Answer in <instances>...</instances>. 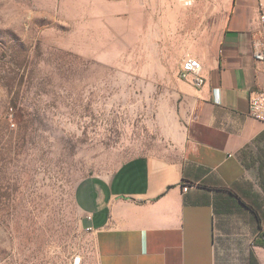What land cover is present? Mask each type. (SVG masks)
Wrapping results in <instances>:
<instances>
[{
    "label": "rangeland",
    "instance_id": "rangeland-1",
    "mask_svg": "<svg viewBox=\"0 0 264 264\" xmlns=\"http://www.w3.org/2000/svg\"><path fill=\"white\" fill-rule=\"evenodd\" d=\"M203 0H0V264H90L81 181L169 158Z\"/></svg>",
    "mask_w": 264,
    "mask_h": 264
},
{
    "label": "crops",
    "instance_id": "crops-1",
    "mask_svg": "<svg viewBox=\"0 0 264 264\" xmlns=\"http://www.w3.org/2000/svg\"><path fill=\"white\" fill-rule=\"evenodd\" d=\"M262 5L203 0L197 9L187 55L205 83L184 82L189 115L171 157L136 158L77 186L90 264H264V125L248 109L264 89L253 55Z\"/></svg>",
    "mask_w": 264,
    "mask_h": 264
},
{
    "label": "built area",
    "instance_id": "built-area-1",
    "mask_svg": "<svg viewBox=\"0 0 264 264\" xmlns=\"http://www.w3.org/2000/svg\"><path fill=\"white\" fill-rule=\"evenodd\" d=\"M152 3L155 0H144ZM185 5H190L191 0H182ZM259 22L261 27V40L254 45V59L264 63V5L260 8ZM179 79L190 84L196 89L201 88L205 83L203 66L195 57L186 55L181 63ZM249 115L264 125V89L252 91L248 102ZM188 186L183 187V191L188 190Z\"/></svg>",
    "mask_w": 264,
    "mask_h": 264
}]
</instances>
